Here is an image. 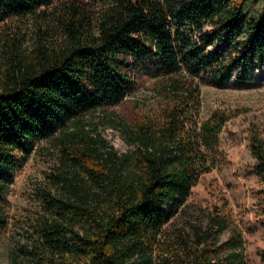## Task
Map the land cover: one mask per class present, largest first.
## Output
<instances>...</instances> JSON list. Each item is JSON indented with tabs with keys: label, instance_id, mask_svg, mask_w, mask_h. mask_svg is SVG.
<instances>
[{
	"label": "trees",
	"instance_id": "obj_1",
	"mask_svg": "<svg viewBox=\"0 0 264 264\" xmlns=\"http://www.w3.org/2000/svg\"><path fill=\"white\" fill-rule=\"evenodd\" d=\"M0 0V20L37 15L50 28L30 54L0 66V189L18 155L75 118L120 105L140 77L161 81L158 112L127 122L135 148L118 153L84 135L59 170L58 196L33 227L37 264H246L239 229L220 215L159 252L162 227L222 156L219 133L232 112L200 118V83L226 85L264 67V7L250 0ZM48 10H47V9ZM263 185L264 137L251 134ZM224 239L220 235L228 232Z\"/></svg>",
	"mask_w": 264,
	"mask_h": 264
},
{
	"label": "rangeland",
	"instance_id": "obj_2",
	"mask_svg": "<svg viewBox=\"0 0 264 264\" xmlns=\"http://www.w3.org/2000/svg\"><path fill=\"white\" fill-rule=\"evenodd\" d=\"M85 1L97 6L101 0ZM60 5L61 0H54L48 9ZM263 7L264 0H250L248 12H259ZM50 32L34 14L0 20V66L11 55L30 54L37 40ZM160 82L140 77L126 102L85 112L70 121L64 132L38 140L27 153L17 156L12 182L0 189V264H37L27 249L34 242L33 227L46 214L48 194L58 196L59 170L82 175L71 157L77 155L84 135L105 140L118 153L134 149L125 123L158 112L163 99ZM200 98V118L215 109L232 112L218 136L222 156L212 170L201 175L184 205L163 225L157 249L160 252L170 246L181 234L208 228L210 216L218 214L227 220L228 229L241 231L246 264H264L263 185L253 169L255 158L249 140L251 134L264 137V67L251 69L242 81L232 76L223 87L210 81L200 83Z\"/></svg>",
	"mask_w": 264,
	"mask_h": 264
}]
</instances>
